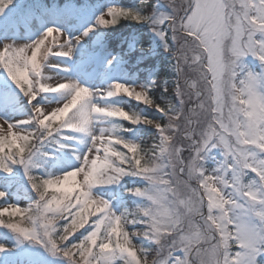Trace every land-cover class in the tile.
Listing matches in <instances>:
<instances>
[{
    "label": "snow or ice",
    "instance_id": "snow-or-ice-1",
    "mask_svg": "<svg viewBox=\"0 0 264 264\" xmlns=\"http://www.w3.org/2000/svg\"><path fill=\"white\" fill-rule=\"evenodd\" d=\"M13 2L0 0V15ZM146 3L141 0L139 9L108 8L75 39L49 27L31 43L0 45V70L32 110L28 119L0 117V172L10 176L22 166L36 194L26 207L0 205V227L69 264H260L264 70L254 72L243 58L252 55L264 64V0H164L144 14ZM163 7L170 10L161 12ZM121 20L147 23L164 41L175 60V102L161 97L158 103L150 87L121 82L107 91L66 78L47 82L53 77L44 70L61 67L50 65V56L71 58L90 32ZM54 33L63 43L49 41ZM49 94L59 99L39 103ZM117 96L153 108L164 119L96 102ZM0 101L15 98L0 91ZM121 122L157 129L150 153L124 136L131 129ZM77 138L87 146L76 157L78 167L37 174L49 155L46 147L63 150V140ZM217 152L222 159L209 169L207 161ZM125 177L143 181L129 190L140 202L117 214L95 189L119 185ZM6 196L0 190V200Z\"/></svg>",
    "mask_w": 264,
    "mask_h": 264
},
{
    "label": "rangeland",
    "instance_id": "rangeland-1",
    "mask_svg": "<svg viewBox=\"0 0 264 264\" xmlns=\"http://www.w3.org/2000/svg\"><path fill=\"white\" fill-rule=\"evenodd\" d=\"M148 1V0H147ZM164 3V0H156L155 3ZM154 3V4H155ZM72 5L69 10V5ZM140 3L134 4L130 7H124L120 5L116 0H104L96 8H89L87 6H79L77 4L66 2L60 10L55 7L49 9H32L30 13L24 15L12 23L10 21H2L0 19V45L5 42L14 44L31 43L36 39L41 38L44 32L49 27H56L62 29L65 33L72 36L74 39L80 37L91 26L97 23L100 15L106 13L110 7H123L131 9H139ZM161 12L169 11L167 7L159 9ZM9 10L4 11V15ZM144 14H148L143 9ZM8 14V12H7ZM138 25H148L151 39L153 40V46L155 49L163 48L164 41L152 30V26L147 23H138ZM105 31L99 27L90 32L87 37L80 42L77 46L73 56L71 58L62 57H49V64H59L60 68L48 67L44 70L46 76L53 77L52 80L47 82L54 84L56 79H70L72 81L79 82L82 86H86L93 90H110L115 82H121L132 86L140 87L135 83L134 77L130 76L128 68L125 66L123 58L119 57L112 50H109L104 42ZM55 38L56 43H63L64 37H59L57 34H53V37L49 38L51 42ZM99 45V48L94 50L92 48ZM56 50L55 48L53 49ZM168 57L169 70L174 73V81L172 83L173 89H175L177 74L174 68L175 60L169 51H165ZM244 64L254 72H260L264 70V64L258 59V57L248 55L243 58ZM189 75H191L189 73ZM150 81L147 85H150ZM142 86V85H141ZM144 87V86H143ZM139 90V89H138ZM0 91H6L15 98V103H8L0 101V117H4L10 120L28 119L32 115L31 106L27 103L26 98L20 93L19 89L13 84L8 77L6 71L0 70ZM59 96L56 94H49L46 97H41L39 103L56 102ZM130 99L126 96H117L111 99H97V103L102 106L113 104L119 105L125 108L126 111H134ZM135 101V100H133ZM142 106L143 111L155 112V117L152 120H161L162 113L157 110ZM0 123H4L0 121ZM7 125H5V128ZM155 135L157 129L154 128ZM2 131V130H0ZM67 135L76 136L74 133H67ZM141 140V137L138 141ZM154 142V140H153ZM63 144L67 147L63 150H59L56 147L49 149L50 154L45 158L43 165L42 175L47 172H51L53 175L62 174L65 171L72 170L78 167L80 161L76 159L77 156L82 155L86 151L87 146L81 143L80 138L63 140ZM153 144V143H152ZM74 148V149H73ZM75 151L79 152L78 155ZM52 153V154H51ZM222 156L216 153L215 160L209 159L207 161V167L213 169L217 166L216 161L221 160ZM48 165L46 169L45 166ZM21 168V166H20ZM20 172L25 175L24 169H20ZM26 176V175H25ZM95 193L98 194L95 190ZM99 195V194H98ZM100 196V195H99ZM36 198L35 193L20 194L18 192L7 191V200L3 204H18L21 207H26L29 203ZM105 198V197H103ZM134 203L138 204L139 198L132 195ZM113 206V209L117 214L123 212L125 208H129L126 204V200L119 197L117 200L108 199ZM2 231V232H1ZM0 237L5 239L9 238L10 243L13 244V248H6V251L0 252V264H69L66 257L60 255H52L42 245L35 244L30 241L21 242L17 234L11 230H0ZM260 264L264 263V255L259 257Z\"/></svg>",
    "mask_w": 264,
    "mask_h": 264
},
{
    "label": "trees",
    "instance_id": "trees-1",
    "mask_svg": "<svg viewBox=\"0 0 264 264\" xmlns=\"http://www.w3.org/2000/svg\"><path fill=\"white\" fill-rule=\"evenodd\" d=\"M31 1L39 2L44 5L45 4L51 5L52 3L63 2L65 0H14V2L10 4L8 7L13 9L16 8V10H19L21 6H26ZM70 1L77 4L89 2L90 4L94 5L100 0H70ZM155 1L156 0L147 1L144 7L147 13L150 11L151 6L155 3ZM119 2L123 6L130 7L135 3H140V0H119ZM7 8L5 10H7ZM99 28L105 31L107 37L111 38L112 47L114 48L117 46L119 42H121L120 41L121 39L127 40L125 41V43L121 45V47L116 49L119 53L121 52L123 54V57L128 61L127 65H129L131 72L137 74L136 82L144 87L146 86L151 88L150 95L154 100L162 104L163 100L161 99V97H164L175 102V91L172 87V83L174 81V73L168 70L169 65H168L167 57L164 56L163 48L162 47L157 49L154 48L152 43L153 40L151 39L150 34L148 33L149 30L148 25L141 26L138 25V23L130 20H121L115 26L108 28H103V27H99ZM131 41H134L135 45L133 46L130 45ZM142 50L144 51L142 52ZM141 56H143V59H140ZM141 67H143L144 69H141ZM148 73L150 74V77H152V81L150 85H147L144 81ZM147 78L148 75L146 77V80ZM165 88H168L171 94L166 93L164 91ZM130 103L134 111L139 112L150 119H154L155 117L154 111L150 110V112H145L143 111L142 106H140L136 101L130 100ZM163 119L164 117L162 116L161 120ZM121 123H123L125 128L131 129V131H127L123 133L124 136L127 139L134 141L137 132L140 133V135L143 136L140 142L145 145V151L150 153L153 139L156 136L154 127L143 124L133 126L127 122H121ZM20 169H22V166L21 168L20 166H16L15 171L10 176L4 172H0V190H4L5 186L7 185L12 184L11 186L15 187L21 183L22 186L19 187L21 192H33L27 176L23 175V173L20 172ZM35 171L37 172V174H40L39 172L41 171V168ZM142 184L143 181L139 178L125 177L119 185L99 186L96 188V190L100 195H103L104 197L117 198L118 197L117 186L124 185L125 188L123 187L121 189L123 190L122 194H124V197L127 198V204L129 205V207L134 208L136 207L137 204L134 203V200L131 197L132 194L129 190L138 187ZM6 199L7 197L4 200H0V205H3L6 202ZM5 219H12L15 221L17 218L5 217ZM1 229L6 230V227H0V230ZM9 240L10 239L7 237L3 240L0 237V244L4 245L7 248H13V244H11ZM136 242L144 243L145 246H148L149 244V242L147 241L137 240Z\"/></svg>",
    "mask_w": 264,
    "mask_h": 264
},
{
    "label": "clouds",
    "instance_id": "clouds-1",
    "mask_svg": "<svg viewBox=\"0 0 264 264\" xmlns=\"http://www.w3.org/2000/svg\"><path fill=\"white\" fill-rule=\"evenodd\" d=\"M222 79H223L225 82H227V80H228L227 75L222 73Z\"/></svg>",
    "mask_w": 264,
    "mask_h": 264
},
{
    "label": "bare ground",
    "instance_id": "bare-ground-1",
    "mask_svg": "<svg viewBox=\"0 0 264 264\" xmlns=\"http://www.w3.org/2000/svg\"><path fill=\"white\" fill-rule=\"evenodd\" d=\"M73 149H74V148H73ZM78 153H79V152L75 151V154H77V155H78Z\"/></svg>",
    "mask_w": 264,
    "mask_h": 264
}]
</instances>
